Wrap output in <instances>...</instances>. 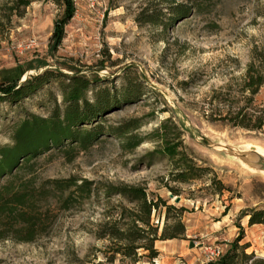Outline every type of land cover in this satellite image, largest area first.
I'll return each instance as SVG.
<instances>
[{
    "label": "rangeland",
    "instance_id": "obj_1",
    "mask_svg": "<svg viewBox=\"0 0 264 264\" xmlns=\"http://www.w3.org/2000/svg\"><path fill=\"white\" fill-rule=\"evenodd\" d=\"M168 2L76 0L65 37L53 49L51 37L64 16V0H31L20 9H13L16 0H0V94L5 86L53 71L34 93L17 102L0 100V146L13 143L24 118L50 116L57 106L63 111L65 78L58 71L95 81L87 92L90 99L103 88L118 94L123 100L104 115L105 127L139 120L131 134L144 139L128 149L125 137L110 132L72 159L53 147L28 164L21 160L0 185L12 179L16 186H41L48 179L78 176L94 180L98 190L69 210H58L53 198L41 201L43 208H55V221L32 242L0 238V264H204L216 247L227 250L239 235L240 244L251 245L247 252L264 256V224L250 225L244 216L247 210H264V174L243 156L251 148L264 151V126L249 130L221 119L226 108L216 99L228 90L239 96L254 50L264 49V0H199L204 10L184 18L175 17ZM153 11L157 24L141 21L142 14ZM125 89H133L134 96L124 99ZM255 100L264 107V85ZM168 118L181 130L187 153L207 168L202 178L175 181L173 161L160 152L150 155L160 148L151 134ZM122 182L144 185L149 198L186 208L181 213L184 233L161 243L160 254L151 260L133 263L116 255L109 261L111 242L96 235L109 215L133 206L120 195L104 194L106 184ZM170 187L179 190L180 202L170 196ZM176 214L162 203L153 210L159 233L176 228Z\"/></svg>",
    "mask_w": 264,
    "mask_h": 264
},
{
    "label": "trees",
    "instance_id": "obj_2",
    "mask_svg": "<svg viewBox=\"0 0 264 264\" xmlns=\"http://www.w3.org/2000/svg\"><path fill=\"white\" fill-rule=\"evenodd\" d=\"M17 6L13 9L27 7L31 0H16ZM169 10L175 17H187L193 10L202 12L203 5L199 0H192L191 4L170 0ZM64 16L55 23L51 45L57 49L65 37V25L75 14L73 0H64ZM19 5V6H18ZM148 12V8L146 9ZM142 14L141 21L157 24L159 16L156 12ZM163 24V23H162ZM65 79L62 81V91L65 106L63 111L57 106L50 116L44 117L32 114L24 118L13 133V143L0 146V183L6 175L13 176L19 168L20 162L30 161L49 151L53 147L63 149L72 159L77 150H87L107 133H114L125 137V146L133 149L139 146L144 139L131 134L139 127V120H132L127 124L107 129L102 119L121 103L118 94L110 89L103 88L95 93L93 99L87 97V92L95 81L78 73L66 74L57 72ZM53 71L46 70L40 75L28 78L22 83H15L1 88L0 100L7 99L17 102L38 90ZM264 85V49H255L253 58L247 65L240 84L239 96L232 94L231 90L216 96L219 104L224 106L225 112L220 118L228 120L232 125L249 130H259L264 126V107L256 103L255 96ZM230 89V88H229ZM134 96L133 89H125L124 99ZM213 104V103H212ZM172 123V126H171ZM172 128L176 129L174 134ZM159 142L160 148L152 151L150 155L160 152L174 163L173 180L188 183L204 176L206 167L198 165L193 157L187 153L177 124L168 118L165 119L151 134ZM215 182V180H213ZM219 191L225 186L219 182ZM98 190L94 180L70 176L61 179L45 180L41 186H32L28 183L16 186L13 180L0 185V238H13L21 242H32L47 233L57 214L55 208H43V200L53 198L58 210H69L79 203L92 197ZM174 195L179 190L170 187ZM107 197L120 195L132 207L121 206L118 216L109 215V219L100 223L96 232L98 238L108 239L111 242V253L107 260L112 261L116 255L122 259L128 258L137 263L142 258L149 260L160 254L156 247L157 240L178 239L185 231V223L181 213L186 210L181 206L177 208L168 204L166 200L158 197L157 200L149 198L148 189L140 184L109 183L104 186ZM164 204L167 211L176 210V228H165L159 233V226L152 222L154 209ZM249 216V224H264V210L253 209L244 212ZM184 238V237H182ZM243 236L239 235L224 253L204 264H264V256H258L254 251L247 252L249 243L240 244ZM143 251V252H142ZM101 264V263H99Z\"/></svg>",
    "mask_w": 264,
    "mask_h": 264
},
{
    "label": "water",
    "instance_id": "obj_3",
    "mask_svg": "<svg viewBox=\"0 0 264 264\" xmlns=\"http://www.w3.org/2000/svg\"><path fill=\"white\" fill-rule=\"evenodd\" d=\"M25 80L26 78L23 81ZM232 150L234 149L232 148ZM243 156L246 162L249 163L252 168L264 174V151L259 150L258 148H251L249 152H245ZM170 196L175 197L173 193H170ZM175 201L180 202L181 197L176 196Z\"/></svg>",
    "mask_w": 264,
    "mask_h": 264
},
{
    "label": "built area",
    "instance_id": "obj_4",
    "mask_svg": "<svg viewBox=\"0 0 264 264\" xmlns=\"http://www.w3.org/2000/svg\"><path fill=\"white\" fill-rule=\"evenodd\" d=\"M74 2H76V0H74ZM214 253H215V256H212L211 259H215V258L220 257L224 253V250H222L219 247H216V249L214 250ZM211 259H209V260H211Z\"/></svg>",
    "mask_w": 264,
    "mask_h": 264
},
{
    "label": "crops",
    "instance_id": "obj_5",
    "mask_svg": "<svg viewBox=\"0 0 264 264\" xmlns=\"http://www.w3.org/2000/svg\"><path fill=\"white\" fill-rule=\"evenodd\" d=\"M247 217H249V216H247ZM174 239H169V240H157V242H156V247L159 249V251L161 250L160 249V247L163 245V244H161V243H163V242H166V241H173Z\"/></svg>",
    "mask_w": 264,
    "mask_h": 264
}]
</instances>
